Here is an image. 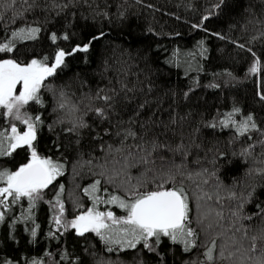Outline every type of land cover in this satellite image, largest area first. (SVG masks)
Masks as SVG:
<instances>
[{"label": "snow or ice", "instance_id": "1", "mask_svg": "<svg viewBox=\"0 0 264 264\" xmlns=\"http://www.w3.org/2000/svg\"><path fill=\"white\" fill-rule=\"evenodd\" d=\"M37 7L39 5L36 3L26 4L24 12H32ZM56 7L63 11L68 4ZM228 7V0H218L209 6V9L200 17L199 23L191 25L193 29L206 33L205 37L195 42L196 50L187 52L193 60L197 57L210 59L209 36H215L221 40L231 39L221 31H213L206 24L213 17L221 15ZM100 15L108 17L111 22L109 13L102 12ZM120 17H124L123 12L120 13ZM23 20L25 22L19 27L5 26V34L0 40V119H3L6 125L0 128V224L8 225V239L19 244L17 226L22 225L29 236V242L36 243L41 231L39 211L41 205L46 203L49 210L47 220L49 227L44 236L48 241L59 243L69 231H73L81 239L86 238V234L95 233L109 252L134 250L138 257L134 264H152L153 260L155 264H170L168 252L171 251L174 256L176 248H181L182 254L191 255L200 247L202 221L199 216L194 219L191 214L189 193L181 178L192 175V172L187 169L185 158L190 155L189 148L191 144H195V140H190V144L186 145L181 136L179 143H173L169 135L174 132L173 125L182 124L193 115L195 109L182 116L179 111L172 110V106L169 105L167 122H165L163 118L165 113L159 98L155 106L148 100L140 101L134 89H128L125 84L121 85V92L112 89L101 95L100 92L104 90L97 91L94 99L102 104L89 109L93 114L91 122L85 118V115H71L73 112L79 113L78 106L69 104L63 87L48 81L58 79L67 70H71L69 61L73 60L77 54H82L81 63L78 66L91 67V58L96 44L100 40L107 39L112 34V28L105 29L96 27L94 23L93 25L85 23L81 30L76 32L70 30L76 25L55 29L47 27L48 21L44 24L37 20L27 22L26 16ZM15 23L14 19L13 24ZM147 31L156 36L165 35L155 32L153 28ZM42 33L52 46L51 53L36 54L35 51H22L26 42L39 41ZM167 36L180 37L181 34L171 32L167 33ZM117 38L125 39V36L121 33ZM128 38V42H133L131 32L128 33ZM62 42H69L70 49L59 46ZM233 43L251 55V62L245 75L241 77L230 68H223L219 72L212 73L213 81L207 87L221 89L222 85L236 84L264 72V52L258 54L253 47L239 41H233ZM156 47L159 50L162 46ZM180 51L181 49L176 47L171 56L154 61L157 65L156 72L160 84L149 83L147 86L149 92L159 88L164 90L165 96L177 95L170 81L172 66L180 67ZM152 55L151 48L144 53L145 59L151 58ZM190 70L191 65L185 68L183 73L185 78L189 77ZM197 71H203V67L199 64ZM217 77H225V79L217 83L215 82ZM256 86L257 90L252 99L261 106V111H264V90H262L264 81H256ZM199 87V76L192 78L187 90L182 93L183 101H191V97ZM45 90L51 92L56 99L53 111L59 110L69 114L66 118H69L72 126L63 128V132L76 133L78 147L93 153L107 148L110 153L113 145L107 143L105 138L115 136L122 145L116 151L127 150L120 170L113 169L108 175L104 172L96 173L90 184L82 186V193L90 204L85 206L79 201H74V210L71 214L64 197L65 184L59 179L67 171L69 163L64 155V145L59 142L60 134L56 132V126L62 127L63 121L57 118L51 123L46 122L44 116L46 102L43 95ZM34 105L40 108L36 109ZM176 107L179 109L181 104H177ZM246 107L247 105L241 106L240 102L234 98L229 110L221 112L217 109L216 116L210 120L202 119L200 126L193 132L200 134L203 129L205 133L213 134L219 127L232 130L233 139L244 136L251 139L254 132L264 136V128L261 127L264 120L258 123L256 112H246ZM30 108L33 110L29 111ZM124 116L127 117L126 120L123 119ZM45 129L49 133H56V139H51V149L59 152V156L47 154L51 149L41 150V141L45 139ZM85 132L91 138L90 142L81 143ZM128 141L133 143L129 144ZM259 142L264 144V139ZM201 146L196 145L197 148ZM253 147L254 144H249L240 155H246ZM176 153H180L181 163L179 164L165 155L175 156ZM21 154H23L22 159H17L21 157ZM84 154L82 151L81 155ZM228 155L227 152L219 150L213 153L214 170L211 175H215V165L219 160L223 159L231 163L228 161ZM157 159L161 161V165L141 173L144 179L137 178L134 185L128 181L126 185L117 187L114 192L109 190V186L115 182V178L120 177L121 172L128 177L135 165L154 166ZM73 171L75 172V168ZM255 172L264 176V168H256ZM148 175L152 176L151 180L147 179ZM148 185L152 186L151 189L143 190ZM261 187V195H264V186ZM50 194L51 199H46ZM230 196L236 197V193H230ZM257 199L256 186H253L246 196L237 198L238 207L233 215L244 219L245 204ZM112 205H115L118 210H123L124 214L118 215L117 211L111 207ZM254 207L258 211L252 212L246 219L264 217V201L254 203ZM252 239L250 251L255 252L256 237ZM165 241L171 247L162 250L165 247ZM216 249V241L211 240L209 244L203 246V259L187 260L184 264H216ZM84 251L87 253L88 249L85 248ZM219 254L221 257L224 255L222 250ZM45 255L53 258L52 264H85L83 257L77 255L74 250L69 251L66 243L55 253V256L59 257V262L55 261L54 253L49 249H45ZM249 260L251 264H264V251H261L254 259L249 257ZM0 264H45V260L41 257H28L26 254L14 255L6 251L4 247H0Z\"/></svg>", "mask_w": 264, "mask_h": 264}, {"label": "trees", "instance_id": "2", "mask_svg": "<svg viewBox=\"0 0 264 264\" xmlns=\"http://www.w3.org/2000/svg\"><path fill=\"white\" fill-rule=\"evenodd\" d=\"M216 2L218 0H0V40L5 34V26L9 28L21 26L25 22L24 16L27 17V22L37 20L44 24L48 21L47 27L55 29L76 25L74 29H70L76 32H79L85 23L89 25L94 23L96 27L105 29L112 28V34L96 44L94 55L91 58V67L78 66L81 63L82 54H77L73 60L69 61L71 70H67L58 79L48 81V83L63 87L69 104L78 106L79 113L73 112L71 115H85V118L91 122L93 114L89 109L102 104L94 99L97 91L104 90L100 92L101 95L112 89L121 92V85L125 84L128 89H134L140 101L148 100L155 106L159 98L165 113L163 117L165 122H167L169 105L172 106V110L179 111L182 116L195 109L193 115L182 124L173 125L174 132L170 133L169 139L173 143H179L183 136L186 145L190 144V140H195V144H191L189 148L190 155L185 158L187 169L192 172V175L181 179L189 193L191 214L194 219L199 216L202 221L200 247L191 255L182 254L181 248L175 249L174 256L169 251L170 264H184L187 260L203 259V246L209 244L211 240H215L217 245L216 264H251L249 257L254 259L261 251H264V217L246 219L252 212L258 211L254 203L264 201V195H261L264 176L255 172L256 168H264V144L259 142L264 139V136L259 132H254L251 139L247 136L233 139L232 130L219 127L213 134L205 133L203 129L200 134L193 132L200 126L202 119L210 120L216 116L217 109L221 112L229 110L234 98L240 102L241 106L247 105L246 112H256L258 123L264 120V111H261V106L252 99L257 90L256 81H264V72L243 79L236 84L222 85L221 89L207 87L213 81L212 73L219 72L223 68H230L241 77L245 75L251 62V55L244 49L236 47L233 41L253 47L258 54L264 52V35H262L264 34V0H228L229 7L225 8L218 17L207 21L206 24L213 31H221L231 39L221 40L215 36H209L210 59L197 57L193 60L187 52L195 51V42L205 37L206 33L193 29L191 25L199 23L200 17L211 4ZM31 3H36L39 7L33 9L32 12H24L26 4ZM63 4H68L63 11L56 7ZM102 12L111 15V22L108 17L100 15ZM121 12L124 13L123 18L120 17ZM14 19L15 24H13ZM149 28L165 35L156 36L149 33L147 31ZM129 32L133 39L131 43L128 42ZM171 32H179L181 36H167V33ZM121 33L124 34L125 39L117 38ZM8 34L10 35V32ZM157 45L162 47L158 50ZM59 46L70 49L71 45L69 42H62ZM176 47L181 49L180 67L172 66L170 84L177 95L165 96L164 90L159 88L149 92L147 87L149 83L160 84L156 72L157 65L154 61L171 56ZM148 48H151L153 55L145 59L144 53ZM25 50L35 51L36 54L51 53L52 46L42 33L39 41L26 42L22 51ZM198 64L203 67V71H197ZM189 65H191L189 77L185 78L183 73ZM197 76H199L200 87L191 97V101H183L182 93L187 90L192 78ZM223 79L225 77H217L215 82L219 83ZM43 95L46 102L44 106L46 122L51 123L57 118L63 121L62 127L56 126V132L60 134L59 142L64 145V155L69 163L67 171L59 179L65 184L64 197L67 200L69 214H71L74 210V201H79L85 206L90 204L82 193V186L90 184L96 173L104 172L108 175L113 169L120 170L123 167V157L127 150L116 151L122 145L115 136L105 138L107 143L113 145L110 153L107 148L104 151L96 150L94 153L81 149L76 144V133L63 132V128L72 126L69 118H66L69 114L59 110L54 112L56 99L47 90ZM177 104H181L179 109L176 107ZM33 107L40 108L38 105ZM123 119L126 120L127 117L124 116ZM5 126V121L0 119V128ZM261 127L264 128V123H261ZM83 137L81 143L90 142L91 138L87 132L83 134ZM51 139H56V133H49L45 129V139L41 141L42 151L45 148L51 149ZM127 143L132 144L133 142L128 141ZM197 144L202 146L197 148ZM249 144H254L253 149L246 155H240ZM216 150L227 152L228 161L231 163L223 159L219 160L215 165L213 176L211 175L214 170L212 160ZM82 151L84 155H81ZM47 154L60 155L54 149ZM165 155H168L175 163H181L180 153H176L175 156ZM22 156L23 154L17 159H22ZM160 165L159 159L156 160L154 166L137 164L131 169L128 177L121 172L120 177L115 178V182L109 186V190L114 192L117 187L126 185L128 181L134 185L137 178L144 179L141 173H144L146 169ZM202 169L208 171L202 172ZM147 179L151 180L152 176L148 175ZM253 186H256L258 199L245 204L244 219L234 216L233 212L238 207L237 198L246 196ZM151 187L148 185L143 190H150ZM233 192L236 193V197L230 196ZM121 194H123L122 191ZM46 199H51V194ZM111 207L117 211L118 215L124 214L123 210H118L115 205ZM48 215V205L42 204L39 211L41 231L36 243L29 242V236L22 225L17 226L19 244L11 242L8 239V225L0 224V242H3L0 247H4L6 251L14 255L26 254L28 257H41L45 260V264H52L53 259L45 255V249L51 250L55 261L59 262V257L55 256V253L65 243L69 251L74 250L77 255L83 257L85 264H134V261L138 259L134 250L109 252L95 233L86 234V238L81 239L73 231H69L59 243L48 241L44 236L49 227ZM252 237H256L257 250L255 252L250 251L253 244ZM170 247L165 241V247L162 250ZM85 248L88 249L87 253L84 251ZM221 250L224 253L223 257L219 254ZM152 264H155L154 260Z\"/></svg>", "mask_w": 264, "mask_h": 264}, {"label": "rangeland", "instance_id": "3", "mask_svg": "<svg viewBox=\"0 0 264 264\" xmlns=\"http://www.w3.org/2000/svg\"><path fill=\"white\" fill-rule=\"evenodd\" d=\"M123 215V214H122Z\"/></svg>", "mask_w": 264, "mask_h": 264}]
</instances>
